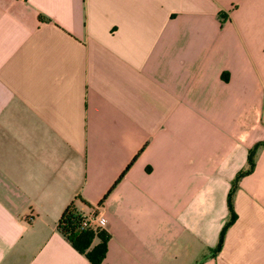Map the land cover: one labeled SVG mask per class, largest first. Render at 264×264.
<instances>
[{"label": "crops", "instance_id": "0c3cea01", "mask_svg": "<svg viewBox=\"0 0 264 264\" xmlns=\"http://www.w3.org/2000/svg\"><path fill=\"white\" fill-rule=\"evenodd\" d=\"M70 202L99 264H264V0H0V264H90Z\"/></svg>", "mask_w": 264, "mask_h": 264}, {"label": "trees", "instance_id": "16d2710c", "mask_svg": "<svg viewBox=\"0 0 264 264\" xmlns=\"http://www.w3.org/2000/svg\"><path fill=\"white\" fill-rule=\"evenodd\" d=\"M246 162L248 165L250 164V152H247L246 154ZM238 174L240 173H237L234 176L232 183L233 180L237 178ZM117 178H119V176ZM232 190L233 186H230L226 196V205L229 214L228 220H226L221 226L216 238V242L214 246L210 248V252L212 254H214L219 249L224 229L233 218L229 204V196ZM80 219V213L70 202L61 210L58 218L56 219L54 228L56 232L60 234L76 252L82 254L90 264H99L103 257L107 234L101 229L90 230L89 228L80 227ZM92 239H95L93 244L90 243Z\"/></svg>", "mask_w": 264, "mask_h": 264}, {"label": "built area", "instance_id": "2783aa9c", "mask_svg": "<svg viewBox=\"0 0 264 264\" xmlns=\"http://www.w3.org/2000/svg\"><path fill=\"white\" fill-rule=\"evenodd\" d=\"M79 225L83 228H89L90 230H99L102 229L104 225V219L98 218L95 214L86 216L80 213ZM29 219V217H27Z\"/></svg>", "mask_w": 264, "mask_h": 264}]
</instances>
